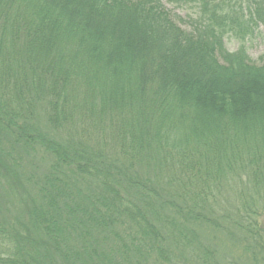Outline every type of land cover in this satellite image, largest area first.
I'll list each match as a JSON object with an SVG mask.
<instances>
[{
    "label": "trees",
    "instance_id": "16d2710c",
    "mask_svg": "<svg viewBox=\"0 0 264 264\" xmlns=\"http://www.w3.org/2000/svg\"><path fill=\"white\" fill-rule=\"evenodd\" d=\"M0 0V264H264V0Z\"/></svg>",
    "mask_w": 264,
    "mask_h": 264
},
{
    "label": "rangeland",
    "instance_id": "374dc122",
    "mask_svg": "<svg viewBox=\"0 0 264 264\" xmlns=\"http://www.w3.org/2000/svg\"><path fill=\"white\" fill-rule=\"evenodd\" d=\"M162 4L165 9L169 11L172 19L183 28L189 27V18L194 19L197 16V9L195 6L176 7L173 4L168 3L166 0H162ZM224 44L231 52H234L243 45L247 55L255 64H260L264 61V27L261 25L254 28L251 34H246L244 40H241L234 34H228L224 39ZM222 249L223 250L219 255L221 263L228 264L232 262L233 259L236 263H239L238 258L240 254L236 250L229 249L225 246H223Z\"/></svg>",
    "mask_w": 264,
    "mask_h": 264
}]
</instances>
